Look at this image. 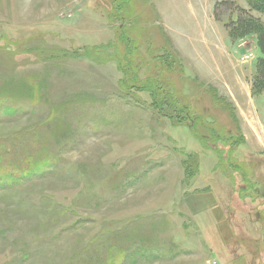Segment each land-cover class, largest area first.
<instances>
[{"label": "rangeland", "instance_id": "1", "mask_svg": "<svg viewBox=\"0 0 264 264\" xmlns=\"http://www.w3.org/2000/svg\"><path fill=\"white\" fill-rule=\"evenodd\" d=\"M218 1L0 0V264H264L261 55Z\"/></svg>", "mask_w": 264, "mask_h": 264}, {"label": "trees", "instance_id": "2", "mask_svg": "<svg viewBox=\"0 0 264 264\" xmlns=\"http://www.w3.org/2000/svg\"><path fill=\"white\" fill-rule=\"evenodd\" d=\"M247 5L249 9H245L237 5V3L233 2L232 0H220L214 5V17L216 20L220 21V11L227 10L231 12V14H236V19H230L227 24H225L226 30L229 32L231 38L233 40L236 39H244L249 36H254L257 48L260 53V57L257 59V62L255 64V77H253L252 80V92L254 94H261L264 91V23L261 21V19L252 17V13L256 12L261 15H264V0H248ZM252 12V13H251ZM125 35L123 36V41L125 40ZM109 46V45H108ZM107 46V47H108ZM129 53L130 50L128 49ZM131 54V53H130ZM127 60H125L126 62ZM127 68L129 69L131 74L126 73L124 69L123 74L125 76V80H122V88L126 85L127 82L134 83L136 81H140L137 75V72L132 70V66L128 65ZM157 78H150V80H145L144 83L147 84L144 85L142 83L139 87L137 85H134V88L137 90V92H149L148 94L153 96L154 98L153 104L157 103V92L153 90L152 87L158 88L160 86V82ZM140 83V82H139ZM151 87H149V86ZM167 97V96H166ZM166 99V98H165ZM189 114V113H188ZM190 121H192L191 118H188Z\"/></svg>", "mask_w": 264, "mask_h": 264}, {"label": "crops", "instance_id": "3", "mask_svg": "<svg viewBox=\"0 0 264 264\" xmlns=\"http://www.w3.org/2000/svg\"><path fill=\"white\" fill-rule=\"evenodd\" d=\"M156 6H157L156 8L162 14V18L165 17V14L167 12L162 10V8H159L160 6L158 5V3H157ZM168 12L172 13V9L171 10L168 9ZM162 21L164 22L165 27H166V29L168 31L167 33H169L170 36L173 38L172 39V41L174 43L173 45H175L176 47H178L179 50H181L180 53H184L185 54V55H182L184 57V60L188 61V60L194 59V62H197V63L202 61V63L200 65H198V67H195L196 70H193V73H194L195 77L199 78V80L207 81V83H211L212 84V81H211L212 77L210 76L212 68H210V66H211L210 65V61H207V60L203 59V56H200L199 50L197 49L195 44H192V41L185 39V41H187V42L184 43L185 41L182 42V40H177L178 38H174L173 37V35H174L173 30H172V28H169L171 26L169 24H167V22H166L167 20L164 18V19H162ZM194 54H196L197 57L193 58L191 56V55H194ZM255 72H256V69H255ZM208 75L210 77H208ZM206 77H208V78L206 79ZM251 84L252 83H249L246 86V89H245L248 92L249 99H251L250 91H249V90L252 89V85ZM234 103H236V101ZM236 105H237V103H236Z\"/></svg>", "mask_w": 264, "mask_h": 264}]
</instances>
